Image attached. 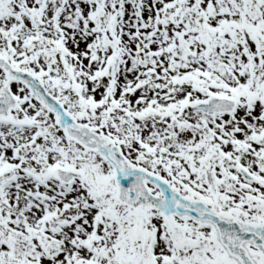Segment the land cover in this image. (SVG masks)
Wrapping results in <instances>:
<instances>
[{"label":"snow or ice","instance_id":"obj_1","mask_svg":"<svg viewBox=\"0 0 264 264\" xmlns=\"http://www.w3.org/2000/svg\"><path fill=\"white\" fill-rule=\"evenodd\" d=\"M0 264H264V0H0Z\"/></svg>","mask_w":264,"mask_h":264}]
</instances>
